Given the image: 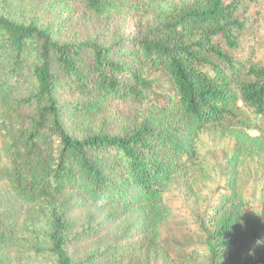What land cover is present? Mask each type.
<instances>
[{"label":"trees","instance_id":"1","mask_svg":"<svg viewBox=\"0 0 264 264\" xmlns=\"http://www.w3.org/2000/svg\"><path fill=\"white\" fill-rule=\"evenodd\" d=\"M57 1L148 20L135 37L103 45L62 42L35 19L0 13L4 260L18 253L23 264L20 242L34 234L31 248L52 264H264V200L251 210L239 192L264 142L237 106L264 124V61L239 40L236 0ZM128 101L141 105L136 125L92 131ZM216 128L233 142L197 218L203 240L173 244L162 236L167 192L196 162L200 134Z\"/></svg>","mask_w":264,"mask_h":264},{"label":"rangeland","instance_id":"2","mask_svg":"<svg viewBox=\"0 0 264 264\" xmlns=\"http://www.w3.org/2000/svg\"><path fill=\"white\" fill-rule=\"evenodd\" d=\"M36 0H0V13L18 21L35 19L47 25L56 38L62 42H92L108 45L118 40H129L143 31L148 17L126 18L125 16L98 17L83 6L64 5L59 1L37 4ZM230 14L243 24L244 33L240 42L252 51L256 61H264V0H236ZM158 84L167 89L169 80L164 74L152 75ZM63 105L64 102H61ZM140 104L135 101L118 102L112 108V115L91 124L93 132L103 131L116 134L120 126H134L140 120ZM242 117L252 122L247 132L264 142V134L258 126L264 124L255 120L251 112L237 102ZM233 139L222 134L219 128L204 130L197 141L198 157L190 166L187 176L178 175L167 192L172 214L164 227L162 236L173 244L183 246L201 242L202 231L198 217L203 211L212 185L219 181L225 170ZM243 170L239 192L245 205L251 210L259 208L264 200V149L259 158L247 160ZM38 242L34 234L24 236L20 242L24 254L23 264H52L47 257L32 249ZM20 255L15 253L13 260L5 261L0 254V264H18Z\"/></svg>","mask_w":264,"mask_h":264},{"label":"clouds","instance_id":"3","mask_svg":"<svg viewBox=\"0 0 264 264\" xmlns=\"http://www.w3.org/2000/svg\"><path fill=\"white\" fill-rule=\"evenodd\" d=\"M262 242H264V241H262V240H257V243L259 244V243H262Z\"/></svg>","mask_w":264,"mask_h":264}]
</instances>
